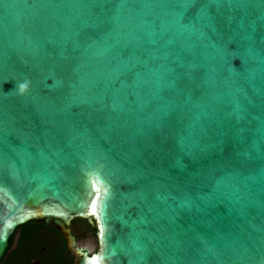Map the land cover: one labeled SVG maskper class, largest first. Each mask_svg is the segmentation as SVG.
Here are the masks:
<instances>
[{
	"label": "water",
	"instance_id": "obj_1",
	"mask_svg": "<svg viewBox=\"0 0 264 264\" xmlns=\"http://www.w3.org/2000/svg\"><path fill=\"white\" fill-rule=\"evenodd\" d=\"M32 221L77 264H264V0H0V261Z\"/></svg>",
	"mask_w": 264,
	"mask_h": 264
},
{
	"label": "flooded vegetation",
	"instance_id": "obj_2",
	"mask_svg": "<svg viewBox=\"0 0 264 264\" xmlns=\"http://www.w3.org/2000/svg\"><path fill=\"white\" fill-rule=\"evenodd\" d=\"M75 219L71 220V227L79 241L76 229L86 232L90 229L88 219L81 222ZM29 223L31 224L19 228L14 234L4 264H77V255L68 247L67 240L58 229L37 221Z\"/></svg>",
	"mask_w": 264,
	"mask_h": 264
},
{
	"label": "rangeland",
	"instance_id": "obj_3",
	"mask_svg": "<svg viewBox=\"0 0 264 264\" xmlns=\"http://www.w3.org/2000/svg\"><path fill=\"white\" fill-rule=\"evenodd\" d=\"M80 219H82V218H76L75 220H78L77 222L83 221V219L82 220H80ZM84 220H87V219H84ZM87 223H90V222L87 221ZM76 230L79 234V241H83V240H86L87 238L94 237V233H92L91 231L86 232V231H82L78 228ZM97 240H98L97 238H93V240H91V243H89V246L94 247V245H96Z\"/></svg>",
	"mask_w": 264,
	"mask_h": 264
},
{
	"label": "trees",
	"instance_id": "obj_4",
	"mask_svg": "<svg viewBox=\"0 0 264 264\" xmlns=\"http://www.w3.org/2000/svg\"><path fill=\"white\" fill-rule=\"evenodd\" d=\"M36 223V222H35ZM31 223L29 224H26L24 226H21L20 228H24V227H27L28 225H30ZM88 227L90 229V231H92V233H94L95 235H97V226L95 223H88ZM19 229V228H18ZM13 241V240H12ZM12 241H11V244L9 246V248L7 249L5 255L3 256V258L1 259L0 261V264H4V261L7 259L8 255H9V252H10V248H11V245H12Z\"/></svg>",
	"mask_w": 264,
	"mask_h": 264
}]
</instances>
